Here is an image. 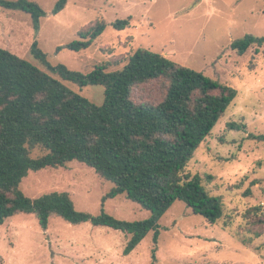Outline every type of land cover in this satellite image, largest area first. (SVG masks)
Listing matches in <instances>:
<instances>
[{"label":"rangeland","instance_id":"obj_1","mask_svg":"<svg viewBox=\"0 0 264 264\" xmlns=\"http://www.w3.org/2000/svg\"><path fill=\"white\" fill-rule=\"evenodd\" d=\"M30 1L46 11L39 30H34L30 14L0 7V47L96 105L104 102V86L79 87L50 73L31 55L33 42L51 65L64 64L84 74L96 66H105L107 72L122 70L137 48H146L237 90L186 168L202 178L210 194L221 198L224 216L210 224L176 200L159 220L157 240L150 232L123 255L128 235L121 231L89 222L73 225L56 216L44 230L33 215L20 213L0 225V264H264V225L255 227L261 232L256 237L245 231L244 217L247 209L264 205V143L248 138L264 134V44L252 45L242 56L230 47L245 34L264 35V0H67L58 14L51 13L57 0ZM126 18L128 28L112 27L115 20ZM98 20H104L106 28L88 48L57 52ZM165 85L162 79L139 84L131 98L157 104L165 96ZM229 123L245 127L230 129ZM44 153L40 148L30 150L31 157ZM19 188L31 199L67 192L77 210L98 215L113 184L91 167L71 161L64 167L30 171ZM246 190L250 194H244ZM103 209L131 222L150 216L124 195L106 199Z\"/></svg>","mask_w":264,"mask_h":264},{"label":"trees","instance_id":"obj_2","mask_svg":"<svg viewBox=\"0 0 264 264\" xmlns=\"http://www.w3.org/2000/svg\"><path fill=\"white\" fill-rule=\"evenodd\" d=\"M67 0H57L51 10L58 14ZM0 7L31 15L35 31L46 15L30 0H0ZM129 19H118L112 27L122 31ZM106 28L98 20L80 29V39L59 47L78 52L88 48ZM264 35L245 34L230 47L242 56L252 46H262ZM31 55L50 73L79 87L102 85L104 102L96 105L69 89L49 73L0 47V225L16 214L33 215L42 229L51 217L78 225L108 227L128 235L123 255H129L148 233L157 240L159 220L176 200L183 201L208 223L224 216L223 202L206 189L202 178L186 172L201 142L211 133L237 95V90L201 72L183 66L146 48H137L122 70L107 72L96 66L89 73L51 65L35 41ZM166 83L164 98L157 104L136 103L132 89L151 80ZM244 124L229 123L241 130ZM248 138L264 143V134ZM45 151L31 157L30 150ZM71 161L83 163L113 188L102 198L98 215L79 211L67 192H50L31 199L20 190L30 171L64 167ZM207 179H211L207 176ZM244 194H250L246 190ZM124 195L148 210L141 221L117 219L103 209L108 198ZM245 231L256 237L255 227L264 225V205L247 209ZM251 218V219H250ZM227 220L224 227H229ZM256 227V228H257Z\"/></svg>","mask_w":264,"mask_h":264}]
</instances>
